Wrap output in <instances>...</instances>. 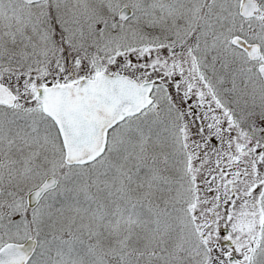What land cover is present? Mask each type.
Here are the masks:
<instances>
[{
    "label": "snow or ice",
    "instance_id": "obj_1",
    "mask_svg": "<svg viewBox=\"0 0 264 264\" xmlns=\"http://www.w3.org/2000/svg\"><path fill=\"white\" fill-rule=\"evenodd\" d=\"M0 264H264V0H0Z\"/></svg>",
    "mask_w": 264,
    "mask_h": 264
}]
</instances>
